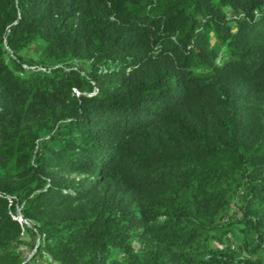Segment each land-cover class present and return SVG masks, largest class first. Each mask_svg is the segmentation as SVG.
<instances>
[{"label": "trees", "instance_id": "1", "mask_svg": "<svg viewBox=\"0 0 264 264\" xmlns=\"http://www.w3.org/2000/svg\"><path fill=\"white\" fill-rule=\"evenodd\" d=\"M25 231L58 264H264V0H0V264Z\"/></svg>", "mask_w": 264, "mask_h": 264}, {"label": "rangeland", "instance_id": "2", "mask_svg": "<svg viewBox=\"0 0 264 264\" xmlns=\"http://www.w3.org/2000/svg\"><path fill=\"white\" fill-rule=\"evenodd\" d=\"M41 44L38 42H33L29 45H27L25 48H23L20 51V54L22 55L23 60H37L41 55ZM9 52L6 54V60L9 61ZM64 64L68 65L71 63H75L76 61H71L69 59H66L63 61ZM13 64V62H10V66ZM23 243L19 245V249L22 252V257L25 261H28L29 264H58V262L50 260L48 257L42 255V256H35L34 254V248L30 241V236L28 235L27 231H25L22 235ZM217 244V243H215Z\"/></svg>", "mask_w": 264, "mask_h": 264}, {"label": "built area", "instance_id": "3", "mask_svg": "<svg viewBox=\"0 0 264 264\" xmlns=\"http://www.w3.org/2000/svg\"><path fill=\"white\" fill-rule=\"evenodd\" d=\"M23 67L26 69V70H33V71H45L46 68L43 67V66H40V65H36V64H32V65H29V64H23Z\"/></svg>", "mask_w": 264, "mask_h": 264}]
</instances>
